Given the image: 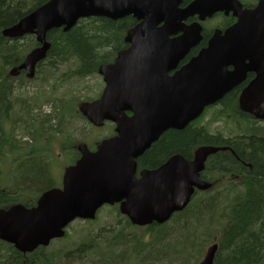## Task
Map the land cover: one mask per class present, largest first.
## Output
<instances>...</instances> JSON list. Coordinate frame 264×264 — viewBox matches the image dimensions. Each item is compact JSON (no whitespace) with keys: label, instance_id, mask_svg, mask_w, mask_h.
I'll return each instance as SVG.
<instances>
[{"label":"water","instance_id":"1","mask_svg":"<svg viewBox=\"0 0 264 264\" xmlns=\"http://www.w3.org/2000/svg\"><path fill=\"white\" fill-rule=\"evenodd\" d=\"M183 1L50 0L3 30L11 39L36 37L39 46L19 67L32 78L51 48L47 34L52 30L66 33L89 18L132 16L138 22L126 34L129 48L98 69L106 84L101 97L78 105L94 127L115 123L116 136L93 152L80 143V158L65 169L62 186L43 193L35 206L0 209V241L33 253L64 238L74 221H94L102 207L115 204L134 226L163 225L188 207L195 191L212 187L200 175L207 158L221 148L202 146L193 161L173 157L157 170L143 171L139 180L136 160L164 132L184 130L220 102L247 72L256 78L242 92L240 108L264 120V0L254 9H243L239 0H195L182 9ZM218 13L232 15L237 23L225 32L216 30L206 48L169 76L201 42V22ZM194 17L198 22L187 25ZM171 36L177 39L168 40ZM217 251V244L210 247L199 264H214Z\"/></svg>","mask_w":264,"mask_h":264},{"label":"trees","instance_id":"2","mask_svg":"<svg viewBox=\"0 0 264 264\" xmlns=\"http://www.w3.org/2000/svg\"><path fill=\"white\" fill-rule=\"evenodd\" d=\"M48 1L0 0V120L3 117L8 118L2 120L3 124H17L16 115L9 119L12 104L8 97L5 98L4 93L14 82L10 81L6 74L21 64L26 53L36 45V40L33 36L8 40L2 36V29L17 23ZM230 22L224 19V27ZM135 24L136 21L132 17L116 21L108 18H89L80 20L66 33L62 29L52 30L48 34L51 48L47 59L39 64L36 75H42V82L49 90L41 88L39 96L36 95L31 101L33 108L39 109L45 104H52L53 117L57 119L63 115L66 127L65 119L68 116L71 120H85L77 107L81 100L79 91L85 89L86 93H92L94 89L91 86L82 87L81 84L86 78L96 75L99 66L112 62L116 53L125 47L123 37L127 30ZM23 40L27 42L22 43ZM43 65L47 66L41 71ZM18 79L22 86L27 83L24 76ZM236 102L235 91L228 93L220 102L222 107L231 111L237 119L236 124L233 123V127L228 129L226 134L211 130L209 123L199 126L203 123L201 118L198 124L189 125L183 131L167 132L151 151L142 157L144 165L155 166L175 152L191 159L192 151L201 146H228L237 156L222 152L210 158L207 178L215 182L213 189L197 193L189 207L182 213L175 214L168 223L138 228L127 218L121 217L116 208L105 207L115 213L114 221L107 222L102 228H95L105 209L98 212L95 221L79 220L83 226L75 229L73 224L70 225L65 238L57 241L65 244L53 251L50 250L52 243L49 248H39L33 254L23 255L10 244L0 241V264H127L133 257H130L128 252L138 254L134 255L135 258L143 253L148 255V261L145 263L144 259L141 264H186L190 260L192 264L200 260L206 247L213 243L214 239L219 243L214 264H264V125L251 115L238 111ZM33 108L26 104L22 106L23 116L28 118L26 122H29L20 125L24 134H36L33 145V138L30 141L26 138L24 141L18 140L20 136L15 129L10 135L0 130V160L2 152L14 154L16 149L18 151L19 148H25L22 157L14 155L16 164L18 161L20 164L15 175L10 176L14 178V185L0 192V208H8L18 203L32 207L35 205V197L34 202L30 203L27 195H21L19 189L32 190V194H36L53 186L47 165L40 159L45 150L40 148L39 144L45 141V137L57 134L65 137L67 133L54 129L52 117L48 114H44L37 121L36 118L40 116L34 114ZM47 124L50 127L44 130ZM74 131L82 132V129ZM72 138L73 132H70V140ZM237 161L243 163V166ZM228 175L238 179L225 185L223 177ZM242 181L246 187L238 184ZM222 186L224 191L219 192L221 189H218ZM238 188H243L244 191L230 199ZM111 213L110 216L114 215ZM71 230L75 235L84 238L75 247L69 244ZM201 230L203 232H200V236ZM174 244L183 245L180 251L183 255L181 263L179 258L175 257L178 252L172 249ZM119 248L125 251L115 255ZM93 253L101 260L96 263L87 260L86 256ZM109 254L110 261H103Z\"/></svg>","mask_w":264,"mask_h":264},{"label":"rangeland","instance_id":"3","mask_svg":"<svg viewBox=\"0 0 264 264\" xmlns=\"http://www.w3.org/2000/svg\"><path fill=\"white\" fill-rule=\"evenodd\" d=\"M221 17L217 16L211 20H207V26L210 27H215L217 26L220 22H221ZM27 41H22V43H26ZM47 65H43L41 68V71L43 70V67H46ZM37 78V79H36ZM35 80L33 81L32 84L28 85L27 87H25L24 90H18L17 92H14L13 95V100L12 102H16L18 104V106L15 109V115H20L21 116V111H20V104H21V100L23 99V97H27V99L31 98H35L36 95L35 94H39L41 88H43L44 90H49V87L47 85H45L42 82V75H39L38 77H36ZM11 80V79H10ZM82 87H86V86H91L93 87L94 91L92 93H86L85 89H81L80 92V97L82 100H84L85 97H95L99 91L100 88L102 86V82H101V78L100 76H91L86 78L85 82L81 84ZM9 102H11V100H9ZM31 107L28 103H26V106ZM33 108V107H31ZM33 112L34 114H37L36 120L39 121L41 119V116L43 117L44 114H48L52 117V125L54 126V129H58L61 130L63 133H67V135L65 137H61L59 136V134H57L56 136H48V139H46L45 137V141L43 143L40 144V148L44 149V150H51L54 154V156H50V158L44 157V158H40L42 159L43 162L46 163L47 165V172L49 171L50 174L52 175V183H54L55 185L60 186L61 185V178L63 175V171H64V167L69 166L73 163V160H69L72 159L74 156V149H71V146H68L66 149H61L62 144L61 143H66V140L70 141V132H73V137L74 140H78L82 137V136H86L88 133V138L86 139L87 144L89 145V147L91 149H93L95 147V144L100 140L101 138V132L100 130H97L95 128H91L90 125H88L84 120H80V119H74L71 120L70 116H68V118H66L65 120L67 121V127L65 126V122H64V117L63 115L59 116L57 119L53 117V111L50 109L49 106L45 105L42 106L41 108L37 109V108H33ZM28 118L22 119L20 121V123H17L16 126H14L12 123L10 124H4V126L0 129L2 133H4L5 131H12L13 129H15L16 131L18 130V128L20 129L21 132L24 133V131L22 130L21 127H19V125H22L26 122ZM213 119V116H206L205 119L203 120L205 123L210 122ZM29 122V120H28ZM27 122V123H28ZM214 124V123H213ZM212 124V125H213ZM211 125V126H212ZM262 125H264V122H262ZM259 126V125H258ZM49 124L44 126V130L49 129ZM224 125L221 123H216L215 124V128L218 130H223ZM81 128L82 132H77L74 131L75 129ZM42 130V131H44ZM48 132V131H47ZM46 132V133H47ZM10 133V132H8ZM62 133V134H63ZM35 133L33 134H28L25 133L24 136H22L21 134H19L20 139L18 140H22L24 141V138L28 139V141L32 140V138L35 139ZM66 139V140H65ZM78 141L73 142V146L74 143L77 145ZM61 142V143H60ZM72 144V142H71ZM75 145V146H76ZM36 146V145H35ZM37 147V146H36ZM61 151H63V155L66 157L64 158L63 155L61 154ZM5 156H12V153L10 152H4ZM15 155V154H14ZM16 156V155H15ZM58 160H55V159ZM39 160V159H38ZM18 169V167L12 163L11 160H0V172H2L3 174V179L6 180L7 182H15L14 179H10V176L16 172V170ZM51 179V176H50ZM239 185L245 186V184H243V181L241 183H238ZM13 185H10L9 187H11ZM246 187V186H245ZM224 186L220 187L218 190H220L219 192H223L224 191ZM244 189L243 188H238L237 190H235L232 193V196L230 197V199L235 198L237 195L241 194L240 192H243ZM223 202V201H222ZM104 210V208H103ZM110 211L108 209H105L103 211V213L100 216V221L97 223V225L95 226V228H102L104 225L107 224V222H111L112 220L114 221V216L115 213H111L114 215L110 216ZM116 220V219H115ZM80 226H83V223H79L78 221L74 223V228L78 229ZM81 229V228H80ZM79 229V230H80ZM200 232H203L202 230L199 231V235ZM201 236V235H200ZM81 235H75L73 233V231L71 230V239L69 240V244L71 247H75L77 244H79L84 238H80ZM57 240H55V243H53V247L50 248V250L53 251V249H57L59 247H62L63 244H65L64 242H56ZM108 243V242H107ZM106 243V244H107ZM208 247V246H207ZM206 247V248H207ZM49 248V247H48ZM183 245L180 244H174L172 246V249L175 250L177 253V255L175 257L179 258V263H181V258L183 257V255L180 253V251L182 250ZM125 249L123 248H119L116 250L115 255H120L122 252H124ZM128 254L130 255V257L133 255L132 258L134 259H130L127 264H141L143 263V260L145 259V263L148 261L147 256L145 253L139 255L137 258L134 257V255H138L135 254L134 252H128ZM172 255V252L170 253ZM185 256V255H184ZM98 255L93 254H88L86 256L87 260L96 263L97 261L101 260V258ZM110 257V258H109ZM173 257V255H172ZM202 258V257H201ZM109 259H111V255H106V257H104L103 261H110ZM192 260L187 261L186 264H191Z\"/></svg>","mask_w":264,"mask_h":264},{"label":"flooded vegetation","instance_id":"4","mask_svg":"<svg viewBox=\"0 0 264 264\" xmlns=\"http://www.w3.org/2000/svg\"><path fill=\"white\" fill-rule=\"evenodd\" d=\"M193 1H195V0H184L183 2H182V4L180 5V8H185V7H187L189 4H191ZM241 2H242V4L246 7V8H250V9H252V8H254L257 4H258V2H259V0H240ZM218 16H223V17H225L223 14H218ZM225 18H227L228 20H230L231 22H230V24L228 25V26H226V27H224V22L222 21V23H221V25L219 26V24L217 25V26H215V28H212V27H210V26H207V27H205L204 25H203V33H202V35H203V38H202V40H201V42L197 45V47L195 48V49H193L192 51H191V53H189L188 54V56L183 60V61H180V63L178 64V66H177V68L174 70V71H172V72H170L169 73V76H173V74L176 72V71H178L183 65H185L186 63H188L189 61H190V59L193 57V56H195V55H197V53L202 49V48H205L206 47V45H207V43H208V41H209V39L211 38V36H212V33H213V31H215L216 30V28L218 29V28H220V30L221 29H223L222 31H224V29H227V28H229L231 25H233L235 22H236V19L235 18H233L232 17V15H230V16H228V17H225ZM197 20V18H193V19H190L189 21H188V24L189 23H191V22H194V21H196ZM219 26V27H218ZM133 27V26H132ZM130 29V28H129ZM128 31V30H127ZM127 33V32H126ZM175 39H177V36H171L170 38H168V40H175ZM123 42H124V44H125V47L123 48V49H121V50H119V51H122V50H124V49H127L128 47H129V45L125 42V36L123 37ZM118 51V52H119ZM118 52L116 53V55H115V57L117 56V54H118ZM114 57V58H115ZM114 58H113V60H114ZM112 60V61H113ZM229 70L231 71V70H233V68H229ZM21 75H23V73L21 74ZM256 77V74L255 73H247V76H246V78H245V80L242 82V83H240L238 86H236L231 92H236L237 93V102H236V105H237V109H238V98H239V95H240V93L250 84V82L254 79ZM100 78H101V81H102V90H101V93H100V95L102 94V92H103V90H104V88H105V83H104V81H103V78L100 76ZM6 87V86H5ZM14 87V88H13ZM18 89V87L14 84V85H10V86H8V89L5 91V93H4V96H5V98L6 97H8V98H12L13 97V95H14V92H16V91H18L17 90ZM8 93V94H7ZM100 95H99V97H100ZM7 99V98H6ZM221 102V101H220ZM217 103L216 105H214V106H212V107H210V109L209 110H212V109H215L217 106H221L222 107V105H221V103ZM223 108V107H222ZM10 109V108H9ZM11 110V109H10ZM207 110V109H206ZM238 111H240L239 109H238ZM236 114H237V112H236ZM131 115V114H130ZM15 116V113L11 110L10 111V115H9V119H12V117H14ZM6 117H3L1 120H0V123H3V119H5ZM230 118H233V119H236L235 118V116H234V114H232L231 116H230ZM8 118H6L5 120H7ZM15 120V119H14ZM21 120V118H19V117H17L16 118V121H20ZM196 123L198 124V122L196 121ZM194 124H195V122H194ZM199 126H202V123L201 124H199ZM98 130H101V138H100V140L97 142V144H96V146H95V149H96V147L102 142V141H104L105 139H108V138H110V137H113L114 135H115V130H116V124L115 123H112V122H106L105 124H104V126L103 127H101V128H98ZM172 130H174V129H169V130H167L166 132H164L161 136H160V138L155 142V143H153L152 145H151V147L141 156V157H139L137 160H136V162H137V168H136V173H135V178L137 179V180H139L140 178H141V176H142V172L143 171H154V170H157V169H159L160 167H162L166 162H168L171 158H173V157H177V156H179V155H181L180 153H177V152H175V153H172V154H170V155H168L167 157H165L163 160H161L160 162H158L155 166H148V165H144L143 164V160H142V157L148 152V151H151V149L153 148V146L156 144V143H158L161 139H162V137L164 136V134H166L167 132H169V131H172ZM176 131H183V130H176ZM191 155L192 156H190L191 157V159H192V157H193V151H192V153H191ZM40 157L41 158H44V157H46L45 155H40ZM186 158H188L187 156H185ZM237 162H239V161H237ZM242 166H243V163H241V162H239ZM235 173V172H234ZM49 175V174H48ZM203 178H205V176L203 177ZM6 189L4 188V187H2V186H0V192H4ZM48 189H45L43 192H45V191H47ZM43 192H37L36 194H41V193H43ZM19 193L21 194V195H27V197H28V199H30L29 201H30V203H33L34 201H33V198L36 196H34V194H32L33 193V191L32 190H28V189H19ZM37 201V200H36ZM114 208H116L117 210H119V204L118 205H115L114 206Z\"/></svg>","mask_w":264,"mask_h":264},{"label":"bare ground","instance_id":"5","mask_svg":"<svg viewBox=\"0 0 264 264\" xmlns=\"http://www.w3.org/2000/svg\"><path fill=\"white\" fill-rule=\"evenodd\" d=\"M14 88V87H13Z\"/></svg>","mask_w":264,"mask_h":264}]
</instances>
